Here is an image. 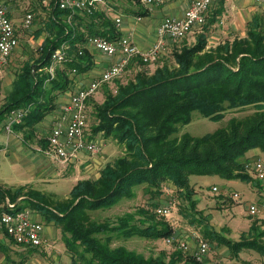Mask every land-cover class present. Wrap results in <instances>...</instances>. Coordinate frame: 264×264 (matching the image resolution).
I'll use <instances>...</instances> for the list:
<instances>
[{
  "label": "trees",
  "instance_id": "1",
  "mask_svg": "<svg viewBox=\"0 0 264 264\" xmlns=\"http://www.w3.org/2000/svg\"><path fill=\"white\" fill-rule=\"evenodd\" d=\"M51 1L44 23L47 35L39 55L20 68L0 108L3 116L13 108L29 107L21 122L12 126L13 133H22L25 144L36 136L38 123L55 109L59 93L70 88L71 69H87V38L118 37L113 22L98 10L76 11L68 20L70 11ZM96 19L105 22L109 30L97 28L93 23ZM215 20V13L213 17L208 14L193 43L174 44L168 54L158 58L153 69L138 67L131 78H115L114 89L105 91L103 101L94 107L93 132H102L105 139L113 138L124 150L101 168L97 178L77 180L66 197L41 192L27 183L0 187V201L5 197L19 199L20 208L38 212L61 231L70 264H201L191 249L174 246L169 254L162 250L144 256L124 245H112L131 236L155 240L173 234L165 217L156 212L164 185L168 184L187 204L183 212L190 222L203 225L206 241L208 238L227 246L235 257L244 248H254L264 255L263 231H258L255 221L249 226V238L231 240L214 231L207 215L196 208L189 181L192 174L213 173L252 181L246 153L253 148L264 153V10L251 15L242 35L210 45L208 32ZM63 43L68 45L70 57L57 64L51 76L46 69L51 54ZM249 106L254 108L251 113L233 116L212 132L173 136L179 125L191 120L194 110L220 120L228 109ZM38 143L44 149L47 140L41 137ZM136 187L147 195L145 205L114 219L92 216V211L132 198ZM0 249H6L1 239Z\"/></svg>",
  "mask_w": 264,
  "mask_h": 264
},
{
  "label": "rangeland",
  "instance_id": "2",
  "mask_svg": "<svg viewBox=\"0 0 264 264\" xmlns=\"http://www.w3.org/2000/svg\"><path fill=\"white\" fill-rule=\"evenodd\" d=\"M33 1L35 7L29 6L19 11V18L21 19L27 13L32 14L33 18L30 26L21 27V35L17 36L19 38L18 47L13 50L6 63L0 64V108L5 103L6 96L11 91L13 81L20 68L26 61L32 62L39 55L41 44L38 45L36 39L39 31L42 30L43 19L49 9H47L48 5L46 4L45 10H38L37 7L41 8L43 3L40 1V4L37 5L38 0ZM127 1L134 2V5H136L135 0ZM254 7V12L264 10L263 3L255 2ZM109 9L110 12H114L112 7H109ZM245 27L246 24L243 33ZM182 40L172 44L180 45ZM138 67L153 69L155 65L154 63L142 64L136 58L134 63L128 65L116 79L125 81L131 78ZM116 79L99 86L87 101V131L91 133L94 140L102 144L101 151L94 154L77 155L78 157L72 162H60L50 157L45 152L48 145L41 149L42 146L38 143V139L42 137L47 140L49 134L46 123H40L36 128V136L28 138L27 144H25L22 142V133L7 132L5 130L3 125L6 121L7 112L3 116L1 115L0 187L13 188L27 183L41 192L53 193L57 197H66L77 180L97 178L101 168L108 161L121 155L124 150L123 146L113 138L108 137L105 139L102 132H93L94 107L103 101L106 90L114 89ZM63 94L59 93L57 99L65 97ZM253 110L254 108L250 106L243 109H228L220 120L202 116L197 110H194L191 120L187 124L179 125L173 136H180L183 133L201 136L226 125L229 118L233 116L240 117L251 113ZM55 114L53 115L55 116ZM49 116L48 113L44 118ZM9 138L12 140L9 141ZM246 158L249 162L248 171L253 177L252 181L228 179L215 173L192 174L189 176V181L194 191L193 197L197 202L196 208L201 210L203 215H207L208 223L214 231L226 235L231 240H239L242 237L249 238V226L255 221L258 231H263L261 241H264V211L253 216L248 212L250 202L259 203L264 201V179L259 180L251 169V164L259 159L264 164V153L258 148H253L246 153ZM213 187H216V190ZM164 188L163 199L159 204L167 200L173 202L171 214L165 219L172 227L175 237L187 240L193 234H199L203 238V225L190 222L189 217L183 212V208H188L187 204L179 196L174 186L168 184L167 186L164 185ZM134 191L135 194L132 198H122L110 208L92 211V216L99 220L114 219L124 212L134 211L145 205L147 195L143 193L142 188L136 187ZM233 192H237L239 197L234 198ZM32 211L34 217L44 225V232L45 229L54 227L51 236L46 238V245L37 249H27L28 247L17 245L8 238H0L1 242L6 245V249H0V264H70V254L62 240L61 231L52 222H47L38 212ZM207 241L210 245L207 259L215 264H264V255L254 248H244L235 257L230 253L227 246L217 243L216 240L207 238ZM112 245H124L129 249L142 253L144 256L157 255L162 250L169 254L174 249V246L165 242V238L153 240L139 236H131L127 239L120 238Z\"/></svg>",
  "mask_w": 264,
  "mask_h": 264
},
{
  "label": "built area",
  "instance_id": "3",
  "mask_svg": "<svg viewBox=\"0 0 264 264\" xmlns=\"http://www.w3.org/2000/svg\"><path fill=\"white\" fill-rule=\"evenodd\" d=\"M41 3H48L51 0H39ZM98 0H55L59 8L70 11L68 20L76 11L92 12L96 8ZM146 5H158L162 0H141ZM263 3L264 0H255ZM211 0H189L188 6L182 16H165L157 27V40L147 50H142L133 41L130 35H123L117 38H107L100 35H91L87 38L90 46L108 56H115L114 62L88 84L75 90L70 96L63 110L53 120L47 137L48 148L45 151L50 157L60 162H72L80 154H94L102 149V144L94 140L87 131V101L93 93L101 86L119 77L124 69L138 58L143 63H155L158 58L167 50L170 43L180 41L190 32L201 28L207 20ZM32 14L27 13L23 20V27H29L32 21ZM115 22L119 23L120 18L116 17ZM18 46V37L11 18L8 14V6L0 0V64H4L10 58L13 50ZM82 53L81 50L78 51ZM70 57L69 47L63 43L56 48L50 57L47 71L52 76L57 64L68 60ZM71 72H76L75 68ZM29 107H19L9 110L6 115L4 128L7 132L12 131L15 123L21 122ZM255 176L264 179V164L257 160L251 164ZM216 190V187H213ZM233 197L238 198L239 194L233 192ZM19 200V199H18ZM11 201L5 197L0 201V236L12 240L15 244L24 247L39 248L46 245L47 239L44 232V225L34 217L33 211L28 207L20 208V203ZM173 202L163 201L156 208L159 215L167 217L171 214ZM264 211V201L248 204L250 215H256ZM168 245L175 246L182 250L191 249L194 258L201 264H215L207 259L210 250L208 241L199 234H193L189 239H178L174 234L165 238Z\"/></svg>",
  "mask_w": 264,
  "mask_h": 264
},
{
  "label": "crops",
  "instance_id": "4",
  "mask_svg": "<svg viewBox=\"0 0 264 264\" xmlns=\"http://www.w3.org/2000/svg\"><path fill=\"white\" fill-rule=\"evenodd\" d=\"M8 6V14L12 20L15 33L17 36L21 35V27H23V19L19 18V11L26 7H35L33 0H2ZM55 1V0H54ZM51 2L41 4V8L38 10H45L46 4L49 11L44 16L42 23V30L39 31L37 36L38 45L41 44L44 37L47 35L44 23L47 21L48 15L51 11ZM37 5L40 1H37ZM56 3V2H55ZM189 0H162L158 5H146L141 0H135L134 2H128L127 0H98L95 10L103 13L107 19L113 22L114 32L119 36L130 35L133 41L142 50L149 49L157 40V27L161 20L165 16H182L184 10L188 6ZM255 0H211L209 14L213 17L215 13V22L209 29L208 43L215 45L218 41L231 38L236 34H243L244 25L251 18L254 13ZM109 7H112L114 12H110ZM30 11V10H29ZM28 11V12H29ZM119 17L120 22L116 23L115 18ZM97 28L109 30L105 22H99L97 19L93 21ZM38 28V27H37ZM40 28V27H39ZM201 29V28H199ZM199 29L190 32L185 38H183L180 45L183 43H193L196 39V33ZM33 36L31 37L32 41ZM19 39V38H18ZM181 41V40H180ZM174 44L170 43L167 50L162 54L166 55L171 50ZM18 47V46H17ZM16 47V48H17ZM15 48V49H16ZM84 48L88 53V67L82 72H70L69 75L72 78L70 88L63 92L65 97H59L56 99L55 109L52 110L48 118H43L40 123H46L47 129L50 130V126L53 120L63 110L64 105L68 102L70 95L80 87L88 84L92 79L99 75L102 71L107 69L116 59L115 56H108L98 51L94 47L90 46L86 40ZM139 59L137 58V61ZM62 96V95H61ZM57 115H56V114ZM52 114V116H51ZM55 114V116L53 115ZM51 122V123H50ZM9 134L7 135V137ZM12 140L9 138V141ZM84 154V153H83ZM53 226L45 229V236L49 238L53 232ZM1 237V236H0Z\"/></svg>",
  "mask_w": 264,
  "mask_h": 264
}]
</instances>
